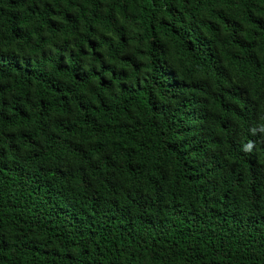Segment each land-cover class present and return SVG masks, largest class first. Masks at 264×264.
Segmentation results:
<instances>
[{"label":"trees","instance_id":"1","mask_svg":"<svg viewBox=\"0 0 264 264\" xmlns=\"http://www.w3.org/2000/svg\"><path fill=\"white\" fill-rule=\"evenodd\" d=\"M0 264H264V0H0Z\"/></svg>","mask_w":264,"mask_h":264}]
</instances>
